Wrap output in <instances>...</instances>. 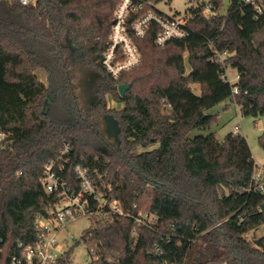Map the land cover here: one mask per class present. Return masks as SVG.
Segmentation results:
<instances>
[{"label": "trees", "instance_id": "1", "mask_svg": "<svg viewBox=\"0 0 264 264\" xmlns=\"http://www.w3.org/2000/svg\"><path fill=\"white\" fill-rule=\"evenodd\" d=\"M163 1L171 0H157ZM119 2L0 0L2 257L32 242L37 217L55 209L59 197L44 188L43 172L69 144L59 174L74 181V167L82 164L122 210L107 204L105 219L92 217L76 241L86 245L89 264H264V235L248 237L264 225V194L254 189L256 163L246 137H190L210 130L218 116L208 111L227 101L243 116L264 118V14L244 0H229L225 14L221 0H189L188 35L158 46L153 24L137 41L141 65L115 78L102 59ZM79 67L97 74L95 100L80 106L79 122L55 121L42 107L47 87L36 70L55 76L78 103ZM229 68L238 75L234 84ZM122 84L131 85L123 97ZM106 94L122 107L108 108ZM107 116L118 124L115 142L99 126ZM258 140L264 150V132ZM262 176L264 182V166ZM58 264H72L71 250Z\"/></svg>", "mask_w": 264, "mask_h": 264}, {"label": "built area", "instance_id": "2", "mask_svg": "<svg viewBox=\"0 0 264 264\" xmlns=\"http://www.w3.org/2000/svg\"><path fill=\"white\" fill-rule=\"evenodd\" d=\"M244 1L251 5L257 14H264L262 0ZM35 2L36 0H26V2L20 0L23 5ZM157 4V0H120L118 3L111 28L109 47L102 59L103 67L113 77L116 78L123 72H128L139 66L141 52L137 41L146 37L153 24H156V28H158L155 39L158 46L188 35V21L185 14H166L157 7ZM131 15H135V17L131 18ZM233 92L237 93L238 88H234ZM240 128L239 125H236L235 131H239ZM4 137L5 134L0 133V141ZM69 151L70 145L67 144L61 150L59 157L56 160H51L43 172L42 184L44 188L48 193H57L59 197V202L52 214L48 217H37L33 241L28 244L20 242L17 255L9 258L2 257L4 248L0 239V264H58L62 255H57V252L61 250L57 239L59 232L66 224L80 216L97 217L98 220L105 219L108 212L104 208L107 204L112 211L122 214L118 201L114 200L110 203L95 180L89 175L88 168L82 164L74 167V181H69L59 174L65 170L66 165L58 163ZM262 173L263 168L259 170L256 165L253 176L254 189L264 194ZM91 200L97 203L96 208H91Z\"/></svg>", "mask_w": 264, "mask_h": 264}, {"label": "rangeland", "instance_id": "3", "mask_svg": "<svg viewBox=\"0 0 264 264\" xmlns=\"http://www.w3.org/2000/svg\"><path fill=\"white\" fill-rule=\"evenodd\" d=\"M201 3H208L210 0H198ZM222 6L219 10L221 14H225L228 9L229 0H221ZM189 0H171L163 1L157 4V7L165 12L166 14H172L176 12L184 13L189 7ZM117 8V6H116ZM116 10V9H115ZM146 12V9L143 11ZM204 14L210 16V10L205 9ZM115 16V12H114ZM135 15H131L134 18ZM111 35V33H110ZM77 54L74 57L77 58ZM142 62V55H141ZM141 63L139 64V66ZM186 66L189 68L188 62ZM38 78L46 85L47 91L42 97V107L46 109V112L52 117L53 120L74 124L80 121V112L78 107L87 108V104L93 100L92 91L90 93V85L92 84V78L97 74L88 71L86 69H78V79L75 81L77 86L76 95L78 96V103L76 104L69 94L65 91H61L58 86V80L52 74L43 68L36 70ZM93 75V76H92ZM228 81L231 84L237 82L236 70L229 68L227 70ZM61 83V81H60ZM61 91V92H60ZM195 91L199 93V88L196 87ZM107 100L108 108H120L122 105L118 103L115 96L109 94L105 95ZM210 115H217V123L208 131L195 130L191 133L190 137L194 138L199 135H206L209 132H215L218 139L223 140L224 137L229 133H237L246 137L250 149L253 155V159L260 170L264 166V150L259 144V136L264 132V118H252L243 116L239 107L230 101L220 103L208 111ZM239 125L241 128L239 131H235V126ZM99 126L102 133L112 142L117 140L118 124L113 118H106L100 120ZM145 214L141 211L140 214ZM92 225V219L86 216H80L73 219L58 234V242L61 250L57 252V255H63L64 252L71 250V261L72 264H89L91 257L88 253V249L84 243L76 244V241L80 240L84 230L88 229ZM264 235V225L258 230L250 232L248 237L250 239H258Z\"/></svg>", "mask_w": 264, "mask_h": 264}, {"label": "water", "instance_id": "4", "mask_svg": "<svg viewBox=\"0 0 264 264\" xmlns=\"http://www.w3.org/2000/svg\"><path fill=\"white\" fill-rule=\"evenodd\" d=\"M129 88H131V85H129V84H122V85H119V87H118V91H119L120 96L123 97V96L125 95L126 91H127ZM45 112H46V109H45ZM110 118H112V117H110Z\"/></svg>", "mask_w": 264, "mask_h": 264}, {"label": "flooded vegetation", "instance_id": "5", "mask_svg": "<svg viewBox=\"0 0 264 264\" xmlns=\"http://www.w3.org/2000/svg\"><path fill=\"white\" fill-rule=\"evenodd\" d=\"M93 76V75H92ZM94 77L95 78H92V84L90 85V93H91V91H92V89H93V87H94V85H95V82H96V79H97V77H96V75H94ZM95 99L93 98V100H91L90 102H92V101H94ZM76 104H77V102L76 101H74ZM77 106V110H78V112H80V116H81V110H80V107H78V104L76 105ZM106 118H109L108 116L107 117H104L103 118V120H105Z\"/></svg>", "mask_w": 264, "mask_h": 264}, {"label": "clouds", "instance_id": "6", "mask_svg": "<svg viewBox=\"0 0 264 264\" xmlns=\"http://www.w3.org/2000/svg\"><path fill=\"white\" fill-rule=\"evenodd\" d=\"M25 2H26V0H25Z\"/></svg>", "mask_w": 264, "mask_h": 264}]
</instances>
